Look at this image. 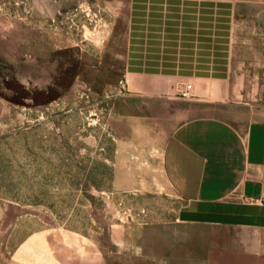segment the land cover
I'll list each match as a JSON object with an SVG mask.
<instances>
[{
  "label": "rangeland",
  "instance_id": "374dc122",
  "mask_svg": "<svg viewBox=\"0 0 264 264\" xmlns=\"http://www.w3.org/2000/svg\"><path fill=\"white\" fill-rule=\"evenodd\" d=\"M131 2L0 0V264L41 231L109 253L118 230L169 228L183 206L160 155L173 125L167 102L198 97L177 95L197 83L148 75L131 58L184 47L132 44ZM198 2L220 28L207 47L226 57L228 84L255 90L235 98L262 112L264 0Z\"/></svg>",
  "mask_w": 264,
  "mask_h": 264
},
{
  "label": "crops",
  "instance_id": "0c3cea01",
  "mask_svg": "<svg viewBox=\"0 0 264 264\" xmlns=\"http://www.w3.org/2000/svg\"><path fill=\"white\" fill-rule=\"evenodd\" d=\"M189 1L132 0L130 9L132 44L184 46L131 57L137 65L176 82L192 78L199 88L190 101L167 102L173 125L160 172L183 201L173 225L120 229L102 255L65 232H32L8 264H192L193 255L204 264H264V108L257 113L250 100L235 98L255 90L233 78L228 84L226 57L207 47L220 28H209L208 5Z\"/></svg>",
  "mask_w": 264,
  "mask_h": 264
},
{
  "label": "built area",
  "instance_id": "2783aa9c",
  "mask_svg": "<svg viewBox=\"0 0 264 264\" xmlns=\"http://www.w3.org/2000/svg\"><path fill=\"white\" fill-rule=\"evenodd\" d=\"M198 90V87L193 86L189 82H185L181 87L177 89V95L183 98H189L191 96H195Z\"/></svg>",
  "mask_w": 264,
  "mask_h": 264
}]
</instances>
